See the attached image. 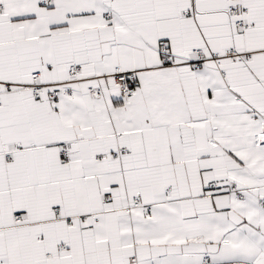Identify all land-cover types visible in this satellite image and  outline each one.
<instances>
[{
  "label": "snow or ice",
  "instance_id": "6c2138e0",
  "mask_svg": "<svg viewBox=\"0 0 264 264\" xmlns=\"http://www.w3.org/2000/svg\"><path fill=\"white\" fill-rule=\"evenodd\" d=\"M0 264H264V0H0Z\"/></svg>",
  "mask_w": 264,
  "mask_h": 264
}]
</instances>
